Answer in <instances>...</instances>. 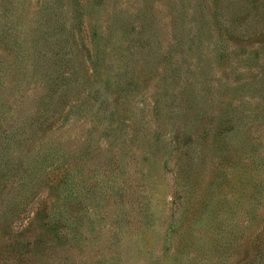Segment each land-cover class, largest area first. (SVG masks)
<instances>
[{"label":"rangeland","instance_id":"rangeland-1","mask_svg":"<svg viewBox=\"0 0 264 264\" xmlns=\"http://www.w3.org/2000/svg\"><path fill=\"white\" fill-rule=\"evenodd\" d=\"M0 264H264V0H0Z\"/></svg>","mask_w":264,"mask_h":264}]
</instances>
